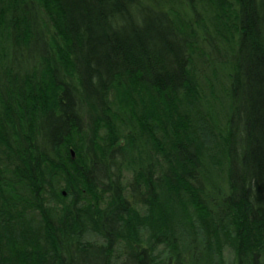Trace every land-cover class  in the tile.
<instances>
[{
  "label": "trees",
  "instance_id": "16d2710c",
  "mask_svg": "<svg viewBox=\"0 0 264 264\" xmlns=\"http://www.w3.org/2000/svg\"><path fill=\"white\" fill-rule=\"evenodd\" d=\"M0 264H264V0H0Z\"/></svg>",
  "mask_w": 264,
  "mask_h": 264
},
{
  "label": "water",
  "instance_id": "95a60500",
  "mask_svg": "<svg viewBox=\"0 0 264 264\" xmlns=\"http://www.w3.org/2000/svg\"><path fill=\"white\" fill-rule=\"evenodd\" d=\"M71 154H72V156H74V152H73V151H72V153H71Z\"/></svg>",
  "mask_w": 264,
  "mask_h": 264
}]
</instances>
